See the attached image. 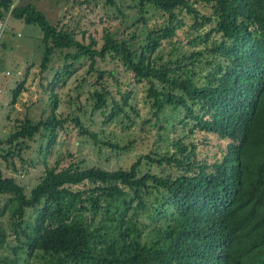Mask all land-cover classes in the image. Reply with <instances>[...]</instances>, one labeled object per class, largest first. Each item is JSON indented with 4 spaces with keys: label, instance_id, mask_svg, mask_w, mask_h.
<instances>
[{
    "label": "trees",
    "instance_id": "obj_1",
    "mask_svg": "<svg viewBox=\"0 0 264 264\" xmlns=\"http://www.w3.org/2000/svg\"><path fill=\"white\" fill-rule=\"evenodd\" d=\"M133 1L141 42L135 33L105 29L98 46L93 36L79 40L76 27L51 23L32 3L0 0V21L10 14L43 32L42 70L55 54L64 60L48 86L51 112L27 118L3 141L0 157L8 160L15 148L21 157L39 136L48 138L41 149L48 156L69 122L100 149L129 148L78 115L56 114V87L84 60L103 124L133 126L132 112L140 113L133 84L144 82L151 117L142 123L174 134L165 152L153 147L115 170L84 159L45 161L30 193L0 168V195L7 196L0 216L10 215L17 239L13 256H0V264H264V0ZM97 58L116 62L130 81L97 66ZM186 127L190 133L176 135ZM196 131L217 137L221 153L213 161L187 141ZM7 239L0 227V249Z\"/></svg>",
    "mask_w": 264,
    "mask_h": 264
},
{
    "label": "rangeland",
    "instance_id": "obj_2",
    "mask_svg": "<svg viewBox=\"0 0 264 264\" xmlns=\"http://www.w3.org/2000/svg\"><path fill=\"white\" fill-rule=\"evenodd\" d=\"M32 3L41 9L53 24L60 26L69 24L76 27L77 38L89 41L90 36L95 37L102 45L105 29L118 30L120 36L131 37L137 35L135 42L140 43L143 34L142 22H138V8L133 0H115L110 4L108 0H16L15 4ZM123 11V12H122ZM6 28L0 30V152L8 146L3 143L18 127L28 119L39 121L51 112V91L49 83L55 77L57 69L64 65V60L55 54L49 68L42 70L40 63L43 57V32L39 26L27 24L22 19L9 15L5 19ZM90 61L77 65L74 74L68 78L64 86H58L55 92L59 95L60 104L56 111L61 117L78 115L84 125L90 130L102 131L105 139H118L121 145H130L127 150L112 151L109 146L102 149L94 144L92 138L81 134L74 123H67L65 128L58 132L56 144L52 151L45 156L44 151L48 138L39 136L37 140L28 143L29 148H24L21 157L15 154L6 160L0 157V168L5 176H14L24 185L26 192L30 193L37 184L46 168L55 165L61 159L68 164L73 159H84L89 166H98L109 170L129 166L140 154L148 153L153 147H160L161 153L169 149L172 132L159 134V125L155 128L142 123L145 117H151L149 103L144 92L145 83H134L138 89L137 98L133 101L139 114L132 112L135 121L133 126H128L130 121L112 124H103V114L100 110L93 109L90 92L95 76L88 73ZM97 66L117 70L119 79L130 81L131 74L126 73L121 66L111 59L97 58ZM202 72L201 74H203ZM23 89L14 100V90L21 84ZM81 84V85H80ZM112 88L115 82L111 81ZM79 107L82 110H79ZM155 121V118H153ZM154 123V122H152ZM151 123V126H152ZM143 129L141 132L140 130ZM186 130L185 132H183ZM176 135L190 133L188 128L178 130ZM161 136V137H160ZM135 140L133 144L130 141ZM158 141V142H157ZM187 141H194L197 152L202 159L213 161L220 152L219 141L214 134L196 131L187 136ZM155 143V144H154ZM147 166V165H145ZM154 167V166H153ZM158 166H155L156 170ZM6 195H0V208L3 207ZM0 227L5 229L8 239L4 248L0 249V256L11 255L12 247L17 244L15 233L11 230L10 215L0 216Z\"/></svg>",
    "mask_w": 264,
    "mask_h": 264
},
{
    "label": "built area",
    "instance_id": "obj_3",
    "mask_svg": "<svg viewBox=\"0 0 264 264\" xmlns=\"http://www.w3.org/2000/svg\"><path fill=\"white\" fill-rule=\"evenodd\" d=\"M10 15V14H9ZM6 21L5 20H2L0 21V30L3 32L6 28ZM6 31V30H5Z\"/></svg>",
    "mask_w": 264,
    "mask_h": 264
}]
</instances>
